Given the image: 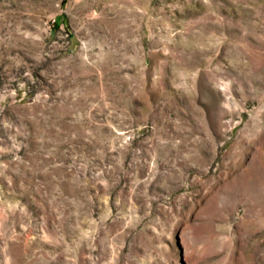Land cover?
<instances>
[{
  "label": "rangeland",
  "instance_id": "1",
  "mask_svg": "<svg viewBox=\"0 0 264 264\" xmlns=\"http://www.w3.org/2000/svg\"><path fill=\"white\" fill-rule=\"evenodd\" d=\"M0 264H264V0H0Z\"/></svg>",
  "mask_w": 264,
  "mask_h": 264
}]
</instances>
